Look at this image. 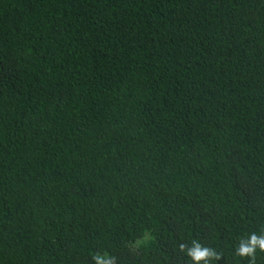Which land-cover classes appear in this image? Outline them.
I'll list each match as a JSON object with an SVG mask.
<instances>
[{"label": "trees", "instance_id": "trees-1", "mask_svg": "<svg viewBox=\"0 0 264 264\" xmlns=\"http://www.w3.org/2000/svg\"><path fill=\"white\" fill-rule=\"evenodd\" d=\"M0 264H264V0H0Z\"/></svg>", "mask_w": 264, "mask_h": 264}]
</instances>
